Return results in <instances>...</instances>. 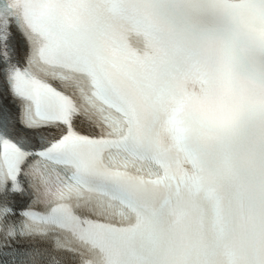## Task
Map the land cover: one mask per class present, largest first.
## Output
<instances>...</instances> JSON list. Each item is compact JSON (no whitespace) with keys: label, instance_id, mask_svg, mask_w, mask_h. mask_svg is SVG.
<instances>
[{"label":"snow or ice","instance_id":"snow-or-ice-1","mask_svg":"<svg viewBox=\"0 0 264 264\" xmlns=\"http://www.w3.org/2000/svg\"><path fill=\"white\" fill-rule=\"evenodd\" d=\"M0 264H264V0H0Z\"/></svg>","mask_w":264,"mask_h":264}]
</instances>
